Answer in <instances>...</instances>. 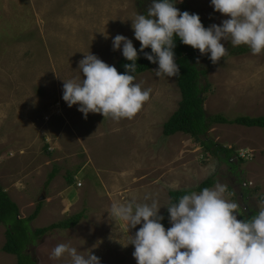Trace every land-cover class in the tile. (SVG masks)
I'll list each match as a JSON object with an SVG mask.
<instances>
[{"label":"rangeland","instance_id":"obj_1","mask_svg":"<svg viewBox=\"0 0 264 264\" xmlns=\"http://www.w3.org/2000/svg\"><path fill=\"white\" fill-rule=\"evenodd\" d=\"M172 2L181 12L198 14L206 28L228 18L214 11L211 0ZM150 3L0 0V189L15 202L22 219L42 203L32 229L81 212L85 216L74 228L47 232L30 247L37 264H71L67 256L50 258L60 243L85 256L92 252L101 264H137L134 247L128 245L137 230L128 231L125 222L111 215V206L157 200L167 229L169 192L196 190L210 177L227 186L224 197L239 204V215L245 214L244 197L254 215L264 209V129L210 128V139L243 157L237 169L205 154L189 135L164 136L163 125L177 110L180 92L175 77L156 76L158 65L136 76L151 95L131 120L93 113L85 119L78 106L69 108L62 99L63 81L82 79L78 64L84 55L91 52L116 67L124 58L122 50L113 51L116 35L131 39L136 49L141 46L132 21L146 14ZM222 43L228 51L216 63L192 48L196 63L208 72L206 114L228 119L263 116L264 54L254 56L246 46L245 53L229 54L230 41ZM52 171L56 175L46 185ZM4 243L5 227L0 225V264H16V256L3 252Z\"/></svg>","mask_w":264,"mask_h":264},{"label":"clouds","instance_id":"obj_2","mask_svg":"<svg viewBox=\"0 0 264 264\" xmlns=\"http://www.w3.org/2000/svg\"><path fill=\"white\" fill-rule=\"evenodd\" d=\"M175 5L172 0H151L146 14H137L132 21L139 52L158 65L157 77H179L177 39L213 63L227 54L222 41L246 46L254 56L264 54V0H211L214 11L228 18L207 28L198 14L181 12ZM112 45L131 62L123 73L90 52L78 64L82 79L63 81L62 99L69 108L78 106L85 119L93 113L131 120L150 100L151 89L136 82L139 57L132 40L116 35ZM149 48L151 53L145 51ZM226 188L217 183L167 206L171 225L167 229L157 200L114 203L111 215L125 222L128 231L140 226L128 244L134 247L137 264H264V209L249 219H238L239 204L225 199ZM243 212L248 214L247 209ZM65 256L71 264H101L92 252L85 256L66 243L57 244L50 258Z\"/></svg>","mask_w":264,"mask_h":264},{"label":"trees","instance_id":"obj_3","mask_svg":"<svg viewBox=\"0 0 264 264\" xmlns=\"http://www.w3.org/2000/svg\"><path fill=\"white\" fill-rule=\"evenodd\" d=\"M141 47V46H140ZM138 51L137 70L135 76L148 72L157 64H152L144 58V54ZM151 53V49L145 50ZM249 51L247 48L239 46L231 48L229 54H242ZM176 63L180 68L179 77H175L176 85L180 92V101L177 110L171 115L163 125V135L172 136L175 133L189 135L205 152L214 157L218 162L235 167L244 162V159L235 152L233 148H227L215 143L209 138L208 131L213 125H237L246 128L264 129V115L260 117L239 116L234 119L216 114L207 115L204 110L206 94L210 89L207 82V69L200 68L196 63V57L190 46L184 45L179 39L176 40L174 49ZM125 58L117 61L118 72L125 71L124 65L130 64ZM236 158V163L232 159ZM56 171H52L47 179L46 185L55 177ZM72 178L68 179V184L72 185ZM215 184V178H207L196 190L170 191V205L178 202V199L191 192H200L204 188H211ZM42 203H38L35 211L27 218L19 217V210L15 202L9 197L7 192L0 189V225L5 227V243L3 252L16 256V264H37L36 259L29 253V248L38 244L47 232L54 230H65L74 228L85 217L83 213H78L66 220L52 224L40 229H32L30 223L34 221L40 213ZM255 213V212H253ZM254 214L240 215L238 219H249Z\"/></svg>","mask_w":264,"mask_h":264},{"label":"crops","instance_id":"obj_4","mask_svg":"<svg viewBox=\"0 0 264 264\" xmlns=\"http://www.w3.org/2000/svg\"><path fill=\"white\" fill-rule=\"evenodd\" d=\"M172 149H173V148H172ZM178 160H180V159H178ZM193 160H195V158H193ZM174 161H176V160H174ZM187 162L189 163V165H191V164H192V159H191V160L187 159ZM122 172H124V173H122V175L125 176V171H122ZM189 176H190V175H189ZM184 181H185V180H184ZM244 198L247 200V197H244ZM245 199L242 200V203L244 204L245 208L248 210L247 203H249V201H247L246 203H244ZM240 202H241V201H240ZM169 205H170V202H169ZM240 207H241V205H240ZM242 207H243V206H242ZM242 207H241V209H242ZM243 210H245V209H243ZM248 214L251 215V214H253V212H249V211H248ZM122 222H123V221H122ZM138 229H139V225L136 227V230H138ZM134 232H135V230H134ZM134 232H130V234H132V233H134ZM127 233H129V232H127Z\"/></svg>","mask_w":264,"mask_h":264},{"label":"water","instance_id":"obj_5","mask_svg":"<svg viewBox=\"0 0 264 264\" xmlns=\"http://www.w3.org/2000/svg\"><path fill=\"white\" fill-rule=\"evenodd\" d=\"M44 199V197H41L39 200L41 201V200H43Z\"/></svg>","mask_w":264,"mask_h":264},{"label":"built area","instance_id":"obj_6","mask_svg":"<svg viewBox=\"0 0 264 264\" xmlns=\"http://www.w3.org/2000/svg\"><path fill=\"white\" fill-rule=\"evenodd\" d=\"M78 185H80V184H78Z\"/></svg>","mask_w":264,"mask_h":264}]
</instances>
